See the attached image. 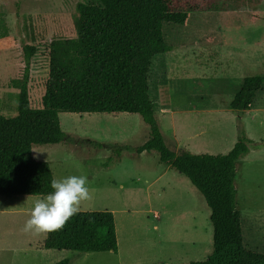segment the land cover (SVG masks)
Segmentation results:
<instances>
[{
	"label": "rangeland",
	"instance_id": "374dc122",
	"mask_svg": "<svg viewBox=\"0 0 264 264\" xmlns=\"http://www.w3.org/2000/svg\"><path fill=\"white\" fill-rule=\"evenodd\" d=\"M78 3L96 0H0V114L16 115L23 76L22 47L33 46L28 95L41 107L48 77V45L76 37ZM232 4V3H231ZM232 7V6H231ZM171 47L156 56L148 75L155 119L176 155H224L243 136L248 152L236 164V205L243 245L264 255V87L252 107L230 102L246 77H264V0L225 12L192 13L186 25L162 24ZM63 140L31 148L53 179L84 175L90 199L78 211L112 213L116 253L46 250V233L24 231L40 196H0V264H190L212 251L210 211L190 181L135 149L149 138L140 116L128 113L58 115Z\"/></svg>",
	"mask_w": 264,
	"mask_h": 264
},
{
	"label": "trees",
	"instance_id": "16d2710c",
	"mask_svg": "<svg viewBox=\"0 0 264 264\" xmlns=\"http://www.w3.org/2000/svg\"><path fill=\"white\" fill-rule=\"evenodd\" d=\"M96 2L76 5L75 38L49 43L48 77L39 109L31 107L27 86L30 60L36 49L29 45L22 47L23 76L11 81V86L19 90L16 115L6 118L0 114V196L44 197L52 191L50 168L47 163L33 159L31 148L63 140L60 113L136 114L147 125L149 138L135 151L157 153L160 163L190 181L210 211L212 251L205 260L190 264H264V255L243 245L236 205V164L247 154L250 140L241 137L224 155H176L164 143L148 83L152 60L171 51L163 40V23L183 26L192 13L225 12L255 0ZM263 87V76L244 78L230 109H251ZM42 247L116 253L113 215L107 211H78L61 229L47 232ZM55 264L68 263L63 260Z\"/></svg>",
	"mask_w": 264,
	"mask_h": 264
},
{
	"label": "clouds",
	"instance_id": "9594fccd",
	"mask_svg": "<svg viewBox=\"0 0 264 264\" xmlns=\"http://www.w3.org/2000/svg\"><path fill=\"white\" fill-rule=\"evenodd\" d=\"M50 183L52 191L33 202L24 231L47 233L59 230L77 214L81 201L90 199L89 181L84 175H68Z\"/></svg>",
	"mask_w": 264,
	"mask_h": 264
}]
</instances>
